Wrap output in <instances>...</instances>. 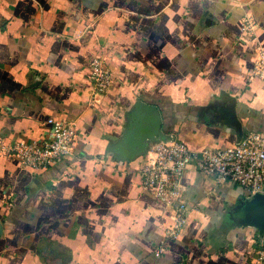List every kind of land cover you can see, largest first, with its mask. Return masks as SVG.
<instances>
[{
  "label": "crops",
  "instance_id": "1",
  "mask_svg": "<svg viewBox=\"0 0 264 264\" xmlns=\"http://www.w3.org/2000/svg\"><path fill=\"white\" fill-rule=\"evenodd\" d=\"M244 16L264 47V0H0V141L43 140L52 118L79 132L47 169L0 156V264L252 263L259 232L245 218V189L189 167L187 223L167 241L170 213L141 184L145 155L110 153L137 101L157 107L164 135L192 150L264 133ZM99 57L114 85L92 106ZM232 101L241 130L226 115Z\"/></svg>",
  "mask_w": 264,
  "mask_h": 264
},
{
  "label": "built area",
  "instance_id": "2",
  "mask_svg": "<svg viewBox=\"0 0 264 264\" xmlns=\"http://www.w3.org/2000/svg\"><path fill=\"white\" fill-rule=\"evenodd\" d=\"M258 24L252 16H244L241 31L256 44L252 78L264 82V47L257 36ZM92 83V106L99 104L114 85V74L106 61L95 58L88 75ZM43 140L21 139L0 141V156L14 159L24 168H50L70 155L79 137L76 122L69 119H48ZM168 141L152 143L144 156L139 174L142 187L160 200L170 213L172 223L165 232L167 241H177L187 223L189 208L184 199L182 179L193 166L218 184L234 183L245 189L249 197L264 195V133L246 134L230 148L192 150L174 136ZM160 253L164 249H159ZM251 264H264V237L257 241Z\"/></svg>",
  "mask_w": 264,
  "mask_h": 264
},
{
  "label": "water",
  "instance_id": "3",
  "mask_svg": "<svg viewBox=\"0 0 264 264\" xmlns=\"http://www.w3.org/2000/svg\"><path fill=\"white\" fill-rule=\"evenodd\" d=\"M228 118L241 130L237 119L234 101L225 108ZM127 129L123 136L113 144L111 155L117 161L134 160L145 155L150 142L168 141L169 136L162 132V118L157 107L137 101L127 115ZM247 223L257 229L259 238L264 237V195L248 198L244 208Z\"/></svg>",
  "mask_w": 264,
  "mask_h": 264
}]
</instances>
